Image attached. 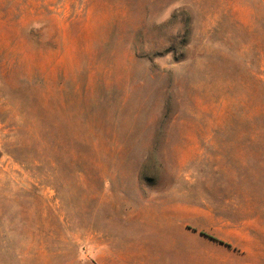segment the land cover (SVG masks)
<instances>
[{"label": "rangeland", "instance_id": "1", "mask_svg": "<svg viewBox=\"0 0 264 264\" xmlns=\"http://www.w3.org/2000/svg\"><path fill=\"white\" fill-rule=\"evenodd\" d=\"M260 221V0H0V264H228Z\"/></svg>", "mask_w": 264, "mask_h": 264}, {"label": "crops", "instance_id": "2", "mask_svg": "<svg viewBox=\"0 0 264 264\" xmlns=\"http://www.w3.org/2000/svg\"><path fill=\"white\" fill-rule=\"evenodd\" d=\"M260 3L264 7V0ZM241 230L228 233V264H264V222L244 223Z\"/></svg>", "mask_w": 264, "mask_h": 264}, {"label": "trees", "instance_id": "3", "mask_svg": "<svg viewBox=\"0 0 264 264\" xmlns=\"http://www.w3.org/2000/svg\"><path fill=\"white\" fill-rule=\"evenodd\" d=\"M212 239H214L213 237H211ZM221 242V241H220Z\"/></svg>", "mask_w": 264, "mask_h": 264}]
</instances>
